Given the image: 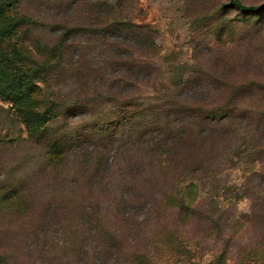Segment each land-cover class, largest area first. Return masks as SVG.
I'll return each instance as SVG.
<instances>
[{
  "label": "rangeland",
  "instance_id": "374dc122",
  "mask_svg": "<svg viewBox=\"0 0 264 264\" xmlns=\"http://www.w3.org/2000/svg\"><path fill=\"white\" fill-rule=\"evenodd\" d=\"M105 1L112 11L99 6ZM238 1L259 12L229 0L12 2L6 13L21 21L0 42L2 58L61 64L47 75L51 121L39 138H28L17 107L0 98V264H214L218 256L264 264V0ZM107 12L131 28L89 26L88 15ZM106 42L129 46L112 49L130 53L127 67L107 66ZM76 62L78 87L60 71ZM166 108L171 118L187 108L206 117L186 139L185 212L177 207L184 183L149 181L134 159L137 181L117 174L129 159L116 144L149 138L156 120L164 128L157 115ZM53 140L69 147L63 165L43 162ZM94 147L106 151L112 183L80 174L73 155Z\"/></svg>",
  "mask_w": 264,
  "mask_h": 264
},
{
  "label": "trees",
  "instance_id": "16d2710c",
  "mask_svg": "<svg viewBox=\"0 0 264 264\" xmlns=\"http://www.w3.org/2000/svg\"><path fill=\"white\" fill-rule=\"evenodd\" d=\"M15 1L16 0H0V42L4 38L13 35L19 25V21H21V17H12L6 13V9L12 6V2ZM112 3V1H105L99 3V6L104 5L109 8V11H112ZM229 4L235 6L240 12L245 14H255L258 13L260 9L257 6H244L238 0H229ZM93 5L94 4H90L91 7ZM116 9L117 12L120 11V8L117 7ZM87 12H89V10H85L84 13ZM3 14L5 16H3ZM88 16L89 26H94L97 29L99 27L104 30L107 27L106 21H110L115 29L121 32H127V30L131 28V25L120 20V16L117 18H110L111 15H109L108 12L105 14H90ZM85 24L87 25V23ZM86 25H81L80 28L85 29L88 27ZM70 28L71 27L67 28L66 32L71 29H77V27ZM106 43L110 44L109 42ZM109 46L110 49H108V53L112 55L106 63L107 66L110 65V68L116 66V69L127 67V60L130 59L131 56L130 53L125 56H116L114 52H112V49L115 48L117 52H119L126 50V48L129 49V46L123 43H111ZM55 50L58 51L56 46H54L53 52H55ZM55 54L56 52L53 53V55ZM17 62L20 63L17 65L12 64L9 60H4L0 54V98L17 107L26 135L30 139H37L47 131L51 121V117L48 115V112H51L50 108L44 105L45 89L50 78H48L47 75L49 71L54 72L56 67L61 64V60H54L52 63L48 64L45 63L44 60L39 59L31 65L24 63L22 59ZM79 64L78 62L71 63L65 70L60 68V71H62L64 75L74 79L72 82L77 87L79 86V76L84 72L83 66ZM35 82H37V84ZM188 110L190 109L187 108L184 111H176L173 118H171L169 109H161L162 112L159 111L158 115H155L160 116V119L164 116V121H162V123H164V128L157 127L156 123L158 120H156L151 124L155 126V128L150 131L149 138L143 139L142 134L139 133V137H134L135 140L129 142V148L123 147L121 144H116V150H114L116 155H124L129 159L127 163H125L126 168L121 169L123 173H117L119 177L123 175L122 178H124V175L127 174L131 180L137 181V178L133 179L134 176L129 172V166L133 161L132 159H134L133 162L136 164L135 170H138L137 173L141 176L146 175L149 181L152 179L155 182H159L165 179V182L173 181L174 185L184 183V185H181V189L178 190L180 192L177 197V207L180 211L183 210L184 212L189 209L190 204L186 200V194L187 192L188 194L191 192V187L193 188L192 183H185V178L187 176L192 177V175H188V172H190L188 169L190 163L188 162H190L191 157L187 154V148L190 149V143H187L186 139L193 136V133L189 132V127L195 126L197 123H200L202 119L206 118L198 116L194 114V112L189 114L187 113ZM184 114H187L188 118L182 117ZM152 116H154V113ZM128 118L130 121L133 119V116ZM183 118H185L186 121H183ZM121 120L124 119L121 118ZM126 120L128 121V119ZM142 120H144V118L138 115L135 122H141ZM178 142L179 145H177ZM180 143H182V146H180ZM46 146L48 150L45 155V161L43 160V162L53 165H63V163L69 161V147L67 146L66 148L65 144L61 145L57 140H53L51 143H47ZM104 152L106 151H99L94 147L87 155L82 154L81 151L79 155L77 153L73 155L79 158L80 174L86 179L85 182L92 185H100L115 181L113 174L110 172L111 170L114 172L113 165L107 162ZM122 178H120L121 181ZM122 182L128 181L125 178ZM168 198L170 197H167V194L165 197L163 196V199L167 200ZM214 264H222L221 256L215 259Z\"/></svg>",
  "mask_w": 264,
  "mask_h": 264
}]
</instances>
